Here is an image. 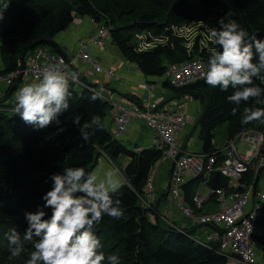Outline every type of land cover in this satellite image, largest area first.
I'll return each mask as SVG.
<instances>
[{
	"label": "trees",
	"instance_id": "1",
	"mask_svg": "<svg viewBox=\"0 0 264 264\" xmlns=\"http://www.w3.org/2000/svg\"><path fill=\"white\" fill-rule=\"evenodd\" d=\"M0 12H3L0 73L21 68L22 54L28 56L39 46H50L54 52L64 53L55 37L76 17H90L98 26L111 27V39L121 54L145 76L159 78L163 87L175 94L201 101L195 121L201 152L219 150L215 130L225 123L228 138L243 129L264 133V123L260 121L241 123L245 107L264 104H256L251 98L239 105L229 102L227 97L235 91L231 85L222 92L219 87L209 86L205 78L181 87L162 79L172 64L189 60L209 62L213 49L201 45V35L194 39L190 49L187 47L184 35L191 24L211 29L219 27L220 19L225 23L234 20L249 35L255 33L258 39H264V0H0ZM213 46L219 50V46ZM254 83L264 88L260 80L254 79ZM94 86L95 91L101 90L102 85ZM17 89L18 83L9 86L7 95L0 99V264H25L34 250L32 243L27 242L26 251L10 259L6 234L15 229L23 239L27 227L25 212H34L44 203L41 197L51 187L52 174L80 166L93 172L103 154L112 161L121 156L126 158L123 168L118 167L124 176L123 186L113 197L122 201L124 214L119 219L104 215L94 228L106 257L117 255L120 264H228L225 256L195 240L193 227L190 226V231L176 228L156 212L152 216L142 205L150 171L161 160L163 149L150 145L137 151L138 144L129 148L119 140L107 124L110 108L107 100L92 101V90H77L74 83H69L70 106L59 115L61 124L53 121L43 129H35L10 109L8 100ZM125 95L137 104L142 103L134 94ZM260 98L264 99V94ZM77 114L82 115L81 124L90 123L86 131L95 130L86 143L73 123ZM93 116L100 119L92 123ZM58 128L64 130L58 132ZM216 174L215 186L226 187L228 182L223 185L222 175ZM203 180V176L193 178L183 186L186 201L192 206L196 186ZM46 211L50 215V210ZM253 240L264 258V210L255 220Z\"/></svg>",
	"mask_w": 264,
	"mask_h": 264
},
{
	"label": "built area",
	"instance_id": "2",
	"mask_svg": "<svg viewBox=\"0 0 264 264\" xmlns=\"http://www.w3.org/2000/svg\"><path fill=\"white\" fill-rule=\"evenodd\" d=\"M110 38L111 27L107 25L96 27L89 35L80 38L75 58L68 57L66 53L48 50L46 46H39L26 56L25 67L0 73V81L9 86L16 83L19 85L39 82L35 81V78L43 66L62 59L67 66L65 72L80 73L79 82L74 83L75 85L81 89L94 90L96 87L89 81L91 76L101 72H105L107 77L116 74L115 67L105 69L102 62L92 54L93 47L104 50L105 46L109 45ZM77 59L89 64L90 67L85 73L74 64ZM207 70L208 62L189 60L170 65L162 79L170 80L174 87H181L203 79ZM68 74L70 75V72ZM151 90L152 85L149 92ZM103 98L109 102V117L112 132L116 137L127 132L132 119L137 117L153 131L151 146L159 145L163 149L161 160L150 171L146 194L141 197L142 205L151 211L152 216L153 212L157 211L154 176L161 162L170 160L173 162L167 186L171 196L170 202L175 204L176 210L194 228L193 231L201 227L199 233L202 237L194 236L191 231L195 240L225 256L228 264H264V258L253 240L255 220L264 210V190L260 188L264 169V133L243 129L228 138L215 152L186 150L178 138L188 125L184 110L161 106L160 101L152 97L141 104L133 101L126 104L106 94ZM141 149L139 146L136 150ZM214 171L227 176L228 185L211 188L207 194L196 192L193 196V206L189 204L183 186L190 179L207 177ZM210 200H215L217 208L202 212ZM165 221L175 226L170 216L165 218ZM175 227L181 230L188 228Z\"/></svg>",
	"mask_w": 264,
	"mask_h": 264
},
{
	"label": "clouds",
	"instance_id": "3",
	"mask_svg": "<svg viewBox=\"0 0 264 264\" xmlns=\"http://www.w3.org/2000/svg\"><path fill=\"white\" fill-rule=\"evenodd\" d=\"M2 19L3 12H0ZM217 23L218 28L208 30L210 40L219 46V50L214 48L209 55L205 82L211 87H219L222 92L231 85L235 91L227 100L236 105L250 98L256 104H264V99L260 98L264 88L254 83V79L264 83L261 72L264 69V39H258L255 33L249 35L234 20L225 23L220 19ZM66 68L62 59L44 65L35 78L39 82L25 84L17 90L11 111L35 129H43L53 121L61 124L59 115L70 106L69 81L78 83L80 75L78 71H68L69 75ZM92 91V101L103 99L102 87L100 91ZM232 111L235 114L237 109ZM262 118L264 107H245L241 123H264ZM81 119L82 115L77 114L73 123L86 143L95 130L86 131L91 125L88 121L81 124ZM99 119L93 116L92 123ZM63 130L57 129L58 132ZM118 173L119 169L111 168L100 178L96 172H88L80 166L66 167L62 173L52 174L51 187L41 197L44 203L34 212H25L27 227L23 239L15 229L6 234L9 258L20 257L26 251V243L31 242L34 250L25 264H105L106 261L120 264L117 255L105 256L103 245L94 231L104 215L119 219L124 214L122 201L113 198L123 186ZM46 209L50 210V215Z\"/></svg>",
	"mask_w": 264,
	"mask_h": 264
},
{
	"label": "crops",
	"instance_id": "4",
	"mask_svg": "<svg viewBox=\"0 0 264 264\" xmlns=\"http://www.w3.org/2000/svg\"><path fill=\"white\" fill-rule=\"evenodd\" d=\"M96 27H98V25L94 22L92 18L76 17L75 21L67 29L58 33V35L55 37V40L56 42H58L64 53L69 52L74 54L77 51L78 42L80 38L89 35ZM107 47L108 49L104 52H102L101 50L95 47L92 48V51L96 56V59L101 61L105 66L115 67L118 70L119 77L116 80H113L110 77H99V78L93 77L90 78L89 80L91 81V84H99V82L109 84V86L107 85L104 86L105 87L103 88L104 92L108 95V93H110L109 88H111L113 92L118 93V99L120 100V102L126 104H130L132 100H130L131 98H128L125 94H132V95L134 94L141 99L142 103L145 102L147 98L152 97L154 100H159L161 106L175 107L179 105L180 108L184 110V112L186 113V116L188 118V125L180 133L178 138L180 143L183 145V147L186 150H188L187 145L189 144L188 141L189 137H186L184 133L188 129H192L194 127L193 126L194 120L196 121V119L200 114L201 105L198 102H196L195 99L190 98L187 95L181 96V94H175V91L163 87L162 80H160L159 78H153L154 79L153 80L152 78L145 76L135 63L129 62L124 58L118 47L115 44H113V42L112 44H109ZM78 65L80 69L88 68V64L82 61H79ZM148 85H152L151 93L149 92ZM6 95H7L6 91L2 92L0 90V99L5 97ZM189 119H191V121ZM143 125H146L144 121H142L137 117H134L128 131L121 134L118 137V139L124 142L125 144L126 142L138 144V139L141 137L144 145L138 144L139 146L144 147V146L152 145L153 134L151 131H149V133L144 132ZM196 130H198V127H196ZM182 136L184 137V140H182ZM225 141L226 140H224L221 146L216 144V147H222L225 144ZM201 148L202 147L199 148L197 147L198 150L196 151H201ZM108 159H109L108 156L103 154L98 160V165L93 170V172H96L100 178H103L105 172H107L109 169L114 168V166L111 164L112 162H110L109 161L110 159L109 160ZM125 162H126V158L123 156L115 159L114 161L117 167H122V168L124 165L123 163ZM172 166H173L172 161L164 160L161 162V164L157 169L159 174L155 186V193L156 191H158V193H156V208H157L156 214L163 219L168 218V216H170L171 218H173L174 224L177 227H183V226L188 227L189 226L188 221L179 214L176 208H173L175 204H172L170 202L168 188L166 189L164 188L166 177L170 176ZM212 175L213 172L209 173L207 177H203L204 180L202 183H204L207 186L208 193L216 183L215 176L212 177ZM118 176L120 177L119 173ZM161 176H164V178L162 180L163 182H161L160 184ZM164 194L166 195L163 197ZM162 203L164 204V206L161 209L160 207ZM216 208H217V204L215 200H210L202 209V212Z\"/></svg>",
	"mask_w": 264,
	"mask_h": 264
},
{
	"label": "rangeland",
	"instance_id": "5",
	"mask_svg": "<svg viewBox=\"0 0 264 264\" xmlns=\"http://www.w3.org/2000/svg\"><path fill=\"white\" fill-rule=\"evenodd\" d=\"M2 20H0V42H1V31H2ZM208 28L207 27H203L201 24H191L190 25V27L186 30V32H185V37H186V39H188L187 41V47L190 49L191 48V46H192V44H193V41H194V39L197 37V36H199V35H201V45H205V46H208V47H210V49H214V46H213V44H211L210 42H211V40H210V38H209V35H208ZM112 39L110 38L109 40H108V43L109 44H112ZM113 44H115L114 42H113ZM46 48L48 49V50H52V51H54L50 46H46ZM108 49V47L107 46H105V48H104V50H101L102 52H104V51H106ZM77 50H78V47H77ZM66 53V52H65ZM76 53H77V51H76ZM76 53H66V55L68 56V57H70V58H75V56H76ZM92 54H93V56L96 58V56L94 55V53H93V51H92ZM79 61H82V60H80V59H77L75 62H74V64L77 66V68L80 70V71H83L84 73H85V71H86V69H80L79 68V65H78V62ZM99 61V60H98ZM82 62H84V63H87V62H85V61H82ZM101 62V61H100ZM88 64V63H87ZM102 65H103V67L105 68V69H108V68H110V67H113V66H105L103 63H102ZM90 66H89V64H88V68H89ZM87 68V69H88ZM262 71H264V69H262ZM87 77H89V76H87ZM93 77H96V78H99V77H107V75L105 74V72H101V73H97V74H95L94 76H91L90 78H93ZM119 77V73H118V70L116 69V74L115 75H112V76H110V78L111 79H113V80H116L117 78ZM90 78H89V80H90ZM91 82V81H90ZM111 84V83H110ZM25 84L24 83H19V85H18V89L19 88H21V87H23ZM94 85H97V84H93V86ZM99 85H102L101 87L102 88H105L104 86H109V84H106V83H101V82H99ZM9 88V85L8 84H6L5 82H3V81H0V90L2 91V92H5V91H7V89ZM17 89V90H18ZM76 89L77 90H81V87H79V86H77L76 85ZM110 89V93H108V95H112V96H114V98L117 100V101H119L120 102V100L118 99V93L117 92H113L112 91V89L111 88H109ZM118 89V88H117ZM148 89L150 90V85H148ZM17 90H15L14 92H13V95L10 97V99H9V103H10V105H11V107H13V105H14V103H15V97H16V94H17ZM151 92H152V90H151ZM150 92V93H151ZM103 93L104 94H106L105 92H104V90H103ZM174 94V93H173ZM172 94V95H173ZM107 95V94H106ZM187 96H189L190 98H193V97H191L190 95H187ZM196 102H198L200 105H201V101L200 100H198L197 101V99L195 100ZM145 103V102H144ZM175 107H177V108H180V106L179 105H177V106H175ZM10 108V107H9ZM11 109V108H10ZM181 109V108H180ZM133 120V119H132ZM190 121H191V119H189ZM107 124H108V126H110V128H111V126H112V122H111V119H110V117L108 116V119H107ZM193 128H195V126H196V124H195V120H194V124H193ZM193 128L192 129H188L184 134L186 135V137H189V144L187 145V148L188 149H191V150H193V151H196V150H198L197 149V147L199 148V147H202V142H201V140H200V138H199V128H198V130H196V128H195V131L193 132ZM143 129H144V132H147V133H149V131H151V132H153L147 125H143ZM226 138H228V131H227V124L225 123V124H223V125H221V126H219L216 130H215V140H216V144L217 145H219V146H221L222 144H223V142H224V140H227ZM182 140H184V137L182 136ZM226 142V141H225ZM135 144L136 143H131V142H126V145H127V147H129V148H132V147H134L135 146ZM138 144H142V145H144V143H143V141H142V138L140 137L139 139H138ZM194 147V148H193ZM195 149V150H194ZM106 155V154H105ZM107 156V155H106ZM109 160V159H108ZM110 162H112L111 164L114 166V168H116V169H119L118 167H117V165L114 163V161H115V159L112 161V160H109ZM120 169H121V167H120ZM120 169H119V174H120V177L123 179V181H124V176H123V174H122V172L120 171ZM160 171H163V170H160ZM159 171V172H160ZM166 172V171H165ZM158 171H156V173H155V176H154V178H155V181H154V185L156 186V183H157V180H158ZM165 177H166V174H165ZM169 177V176H168ZM168 177H166V180H165V183H164V188L166 189L167 188V186H168ZM163 178H164V176H161V178H160V184H161V182H163L162 180H163ZM222 180H223V185H226L227 184V182L229 181V178L227 177V176H223L222 175ZM159 183V182H158ZM260 188L262 189V190H264V169H263V171H262V174H261V183H260ZM196 189H197V192H199V193H202V194H207L208 192H207V190H208V188H207V186L204 184V183H201L200 185H197L196 186ZM156 193H158V191H156ZM169 199L171 200V196L169 195ZM173 204V203H172ZM163 206H164V204L162 203L161 204V209L163 208ZM173 208H175V206H173ZM171 218V217H170ZM171 221H172V223H174V221H173V219L171 218ZM189 224V223H188ZM201 227H199L197 230H195V231H193V235L194 236H200V237H202L201 236V234L199 233L200 232V229ZM191 230V228H190V225L188 226V231H190ZM208 231H210V228H209V230Z\"/></svg>",
	"mask_w": 264,
	"mask_h": 264
},
{
	"label": "water",
	"instance_id": "6",
	"mask_svg": "<svg viewBox=\"0 0 264 264\" xmlns=\"http://www.w3.org/2000/svg\"><path fill=\"white\" fill-rule=\"evenodd\" d=\"M36 46V45H35ZM26 56H27V53H23L22 54V56H21V66H22V68L23 67H25V65H26ZM198 126V123H196V126H195V128ZM195 128H193V131L195 130ZM217 172H213V175H212V177H214L215 176V178L217 177V174H216ZM216 185V184H215ZM213 186L212 188H216V187H218V186Z\"/></svg>",
	"mask_w": 264,
	"mask_h": 264
},
{
	"label": "bare ground",
	"instance_id": "7",
	"mask_svg": "<svg viewBox=\"0 0 264 264\" xmlns=\"http://www.w3.org/2000/svg\"><path fill=\"white\" fill-rule=\"evenodd\" d=\"M150 211V210H149ZM192 228V227H191Z\"/></svg>",
	"mask_w": 264,
	"mask_h": 264
}]
</instances>
